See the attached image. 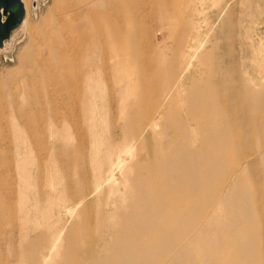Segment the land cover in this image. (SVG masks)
Instances as JSON below:
<instances>
[{
	"label": "rangeland",
	"instance_id": "1",
	"mask_svg": "<svg viewBox=\"0 0 264 264\" xmlns=\"http://www.w3.org/2000/svg\"><path fill=\"white\" fill-rule=\"evenodd\" d=\"M27 2L0 49V264H220L228 230L222 264H264V0ZM199 92L221 149L178 177Z\"/></svg>",
	"mask_w": 264,
	"mask_h": 264
},
{
	"label": "bare ground",
	"instance_id": "2",
	"mask_svg": "<svg viewBox=\"0 0 264 264\" xmlns=\"http://www.w3.org/2000/svg\"><path fill=\"white\" fill-rule=\"evenodd\" d=\"M22 3L25 8V17L20 23V29L23 32L26 31L28 26V18H29V7L27 0H22ZM113 25V23H112ZM110 30H112L110 28ZM113 30L115 28L113 27ZM112 33V31H111ZM113 38L119 41L120 44H125V37L122 35H118L115 31L112 33ZM108 37L106 30L102 27L100 30V39ZM106 42V40H105ZM8 43H4V48ZM123 53L119 52V54H114L113 52H105L103 59L104 61L111 60L113 57L122 56ZM197 94V93H195ZM196 103L193 106H190L187 117L180 122V127L182 126H193L196 129L198 134V138L195 139L196 144L200 143L201 147L196 150L194 144L188 143L190 147L182 149L181 146H177V153L175 154L173 161L170 160L171 170L170 173L176 170L174 173L178 177L184 178H192L197 173L204 174L203 170L209 169L212 163L217 162V158L215 156L216 152L221 149V146L218 143V134L216 132V124H211V118H214L218 114L217 108L208 100L207 93L199 92L197 97L194 98ZM181 139H184V135H181ZM208 163V165H207ZM114 172L111 173L110 178H113ZM232 226H240L239 224H233ZM204 238L210 243L211 238H208L209 232H203ZM239 232L231 233V230H228L225 235L227 236V240H222L221 242H217L218 246L216 248L217 254L220 256V260H224L223 257L231 254L232 252V242L242 240L240 238ZM207 243V245L209 244ZM214 246V245H213Z\"/></svg>",
	"mask_w": 264,
	"mask_h": 264
},
{
	"label": "water",
	"instance_id": "3",
	"mask_svg": "<svg viewBox=\"0 0 264 264\" xmlns=\"http://www.w3.org/2000/svg\"><path fill=\"white\" fill-rule=\"evenodd\" d=\"M25 17L22 0H0V49Z\"/></svg>",
	"mask_w": 264,
	"mask_h": 264
}]
</instances>
